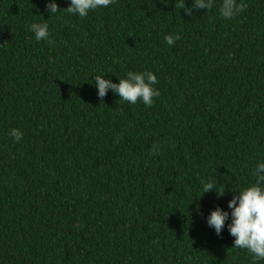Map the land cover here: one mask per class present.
<instances>
[{
  "label": "trees",
  "instance_id": "1",
  "mask_svg": "<svg viewBox=\"0 0 264 264\" xmlns=\"http://www.w3.org/2000/svg\"><path fill=\"white\" fill-rule=\"evenodd\" d=\"M49 2L0 0V264H253L227 225L264 162V0H237L230 20L221 0L192 15L115 0L86 17ZM129 71L157 76L150 107L98 97L96 75ZM209 177L222 197L203 193Z\"/></svg>",
  "mask_w": 264,
  "mask_h": 264
},
{
  "label": "clouds",
  "instance_id": "2",
  "mask_svg": "<svg viewBox=\"0 0 264 264\" xmlns=\"http://www.w3.org/2000/svg\"><path fill=\"white\" fill-rule=\"evenodd\" d=\"M115 0H71L70 6L65 8L68 13L79 17H86L89 11L98 7H108ZM167 3V0H162ZM214 6V0H193L191 8L185 6V0H179L175 7L184 9L187 15H192L194 9L209 10ZM247 8L245 3H237V0H221L219 13L225 19H233L236 15ZM46 10L50 15L57 13L61 9L58 4L49 2L46 4ZM30 31L34 33L37 41L47 40L49 44L54 41L49 38L48 23H32ZM178 34H169L164 36L165 42L172 46L179 39ZM158 83L157 76L151 71L127 73L126 78H119V83H113L104 76H95V87L98 88V97L103 100L106 93L111 89L114 93L119 94L120 100L131 104H136L142 100L146 107H150L154 97L160 95L159 90L154 88ZM10 135L19 141L23 133L13 128ZM155 147V146H154ZM255 182L251 185L236 191L238 194L228 202V208L231 209V223L227 225L229 234L235 238L232 248L245 249L251 255L253 264L259 260H264V162L257 165L253 172ZM203 193L216 191L217 198L225 194L226 188L217 186L211 177L207 181H202ZM229 219V212L220 207H216L207 217V223L215 229L219 236L225 227V222Z\"/></svg>",
  "mask_w": 264,
  "mask_h": 264
}]
</instances>
